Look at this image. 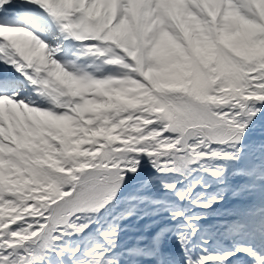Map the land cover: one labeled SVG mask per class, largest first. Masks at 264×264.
I'll return each instance as SVG.
<instances>
[{"label": "snow or ice", "instance_id": "obj_1", "mask_svg": "<svg viewBox=\"0 0 264 264\" xmlns=\"http://www.w3.org/2000/svg\"><path fill=\"white\" fill-rule=\"evenodd\" d=\"M138 258L264 264V0H0V264Z\"/></svg>", "mask_w": 264, "mask_h": 264}, {"label": "rangeland", "instance_id": "obj_2", "mask_svg": "<svg viewBox=\"0 0 264 264\" xmlns=\"http://www.w3.org/2000/svg\"><path fill=\"white\" fill-rule=\"evenodd\" d=\"M227 175V174H226ZM244 178L239 176H230L226 180V184L230 185L232 188H235L239 184L243 183ZM218 187H225V185H218ZM124 190H122L123 192ZM127 194V193H125ZM225 199L229 201V207L232 206V204H235L238 201V197H233L231 195V191L225 192ZM223 203V202H222ZM136 204V201H131V203H127L124 205H121V207H132ZM145 205L141 204L138 208H136V211L133 215L128 216L126 219L121 220L120 224L122 226V232H121V244L125 247H133L136 245V238L142 234L143 225L151 219L150 217H144L143 219H140V216L142 215V210L144 209ZM211 219V218H209ZM103 231V228L100 229Z\"/></svg>", "mask_w": 264, "mask_h": 264}, {"label": "bare ground", "instance_id": "obj_3", "mask_svg": "<svg viewBox=\"0 0 264 264\" xmlns=\"http://www.w3.org/2000/svg\"><path fill=\"white\" fill-rule=\"evenodd\" d=\"M142 260H143V258H138L137 259V264H141ZM129 264H131V261H129Z\"/></svg>", "mask_w": 264, "mask_h": 264}]
</instances>
